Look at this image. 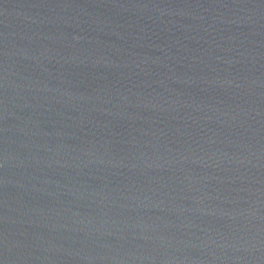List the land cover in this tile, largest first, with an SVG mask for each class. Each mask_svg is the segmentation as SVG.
Masks as SVG:
<instances>
[{
	"label": "water",
	"instance_id": "water-1",
	"mask_svg": "<svg viewBox=\"0 0 264 264\" xmlns=\"http://www.w3.org/2000/svg\"><path fill=\"white\" fill-rule=\"evenodd\" d=\"M0 264H264V0H0Z\"/></svg>",
	"mask_w": 264,
	"mask_h": 264
}]
</instances>
